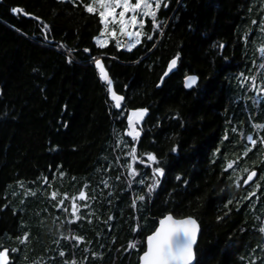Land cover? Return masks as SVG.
Wrapping results in <instances>:
<instances>
[{"label":"trees","instance_id":"obj_1","mask_svg":"<svg viewBox=\"0 0 264 264\" xmlns=\"http://www.w3.org/2000/svg\"><path fill=\"white\" fill-rule=\"evenodd\" d=\"M165 2L159 28L144 18L140 43L129 50L102 35L98 11L85 9L91 0H0V250H8L7 264H137L167 213L198 221L194 264H264V127H253L264 125V0ZM174 57L175 69L157 87ZM96 59L124 98L120 108ZM188 74L198 83L185 90ZM139 108L147 115L133 141L127 114ZM149 152L165 171L133 207L153 183ZM253 170L256 180L243 187ZM73 197L80 219L69 224Z\"/></svg>","mask_w":264,"mask_h":264},{"label":"snow or ice","instance_id":"obj_2","mask_svg":"<svg viewBox=\"0 0 264 264\" xmlns=\"http://www.w3.org/2000/svg\"><path fill=\"white\" fill-rule=\"evenodd\" d=\"M94 3L99 5L101 9L98 14L100 18V23L105 26V28L101 29V33L105 32V29L111 23L112 25H118L119 32L123 35L128 36L130 39L126 44V47L131 50L135 44L140 43V36L144 33L136 30V31H129V26L133 28H142L145 24L144 18H151L152 27L154 29L159 28L160 21L157 19L158 10L161 6L167 8L168 4L165 2L162 5V0H134V3L131 0H94ZM85 9L89 13L97 12V8L94 7L92 3L85 5ZM117 9H120L117 12ZM22 11L18 7H12V13H18ZM130 14V15H126ZM47 28V25H45ZM110 36H115L116 32L113 29L111 32L107 33ZM135 38L134 40L131 38ZM151 35L148 36V39H152ZM95 39V38H94ZM97 43H101L100 40L97 39ZM119 41H117V47H121ZM63 47V45H61ZM85 52L88 49H84ZM261 56L264 57V46H261L259 49ZM71 57V50L69 53ZM179 53H177V57ZM96 67L99 69L100 72V79L103 81H107L108 83V92L109 95L115 103L116 108L121 107V101L123 99L122 96L116 94L112 88V82L108 79V76L105 72L104 67L101 65V61L99 59L95 60ZM176 64V57H174L168 64V69L171 70ZM264 67V65H261ZM167 75V73H165ZM163 79V78H162ZM198 77L196 75H186L184 77V86L185 88H192L197 86ZM261 92H264V87L260 88ZM254 102H259L258 98L254 100ZM147 112L146 108H139L134 111H130L127 114V129L125 133L127 136L131 137L132 140H136L140 136L139 130L135 127L138 125L142 119L144 118L145 113ZM253 127H264V125H253ZM248 141L255 145L257 141L253 138L251 134L247 136ZM261 142H264L262 139ZM172 152L177 151V146L173 145ZM136 147L135 145L132 146V153L131 157L133 161H136L138 157L135 155ZM147 155V161L151 162L147 164V167L152 168V180L153 183L147 185V189L145 194L136 195L132 201V206L136 207L137 202H143L147 196H151L153 189L159 183L158 177L164 174V169L159 166V161L157 157L149 152ZM141 163H144L141 161ZM152 164H155V167H152ZM232 164L229 162V167ZM129 172L132 175H136V170L133 168L132 164H128ZM256 173L253 171L249 173L248 179L244 181L245 184L249 182L255 176ZM63 176V173H61ZM177 179H180L178 176ZM141 184L144 183L143 180L140 181ZM105 187H108L105 184ZM51 196L53 199L57 198V193L52 192ZM65 198L66 194H65ZM79 198L81 200H86L87 196L85 191L82 189L79 192ZM76 198L73 197L72 203V212L71 216L72 219L68 221L69 224L74 223L76 220L80 219L79 213V206L75 202ZM64 203V200H60L57 203V207H60ZM231 203V201H229ZM83 207H87V204H84ZM112 217H109L111 220ZM135 231V229H134ZM261 232H264V226L260 229ZM68 237H65L67 239ZM75 239L77 243H79L83 238L80 236L71 237ZM197 241V222L192 217H186L183 219H174L171 215H165L163 218L159 220V226L155 228V230L146 237V250L143 251L142 255L139 256L140 264H193L195 260V253H194V245ZM136 247V242H130L129 248ZM7 249L0 250V264H7L8 256H7ZM15 251V249H13ZM62 256L64 255L63 252L60 253ZM95 255V254H93ZM74 264V262H73Z\"/></svg>","mask_w":264,"mask_h":264},{"label":"water","instance_id":"obj_3","mask_svg":"<svg viewBox=\"0 0 264 264\" xmlns=\"http://www.w3.org/2000/svg\"><path fill=\"white\" fill-rule=\"evenodd\" d=\"M99 60L101 61V65L104 67L102 60H101V59H99ZM168 64H169V63H168ZM176 64H177V61H176ZM176 64H175V66H174L171 70L168 69V65H167L166 70H165L164 73L162 74V76H161V78H160V81H159L157 87H160L161 84H162V82H163V81H164V80H165V79H166V78L172 73V71H173V70L175 69V67H176ZM104 69H105V72H106V74H107V76H108V79L111 80V79L109 78L108 72H107V70H106L105 67H104ZM98 71H99V69H98ZM165 73H167V75H165ZM99 75H100V72H99ZM188 75H194V74H188ZM184 77H185V76H184ZM184 77H183L182 84H183V87H184L185 90H190V89L196 87V86H194V87H192V88H185V86H184ZM162 78H163V79H162ZM106 82H107V81H106ZM111 82H112V81H111ZM197 83H198V81H197ZM107 84H108V83H107ZM112 88H113V91H114L116 94H118V93L114 90L113 83H112ZM118 95H120V94H118ZM120 96H122V95H120ZM122 97H123V96H122ZM123 100H124V98L122 99L121 103L123 102ZM113 102H114V101H113ZM114 104H115V103H114ZM132 111H134V110H132ZM146 115H147V113H145L144 118L142 119L141 122H143V120L145 119ZM141 122H140V123H141ZM135 127H136V125H135ZM253 171L256 173V175L253 176V178H252L251 180H249V182H248L247 184H245L244 181L248 179V175H249V173H251V172H253ZM253 171H250V172H248V173L245 175V177H244V179H243V182H242L243 187H246V186L250 185L251 183H253V182L256 180L258 173H257V171H255V170H253ZM165 215H171L174 219H183V218H186V217H192L193 219H195L193 216H185V217L177 218V217H174L171 213H167V214H165ZM165 215H164V216H165ZM164 216H162V217H160V218L158 219L156 227L159 226V220H160L161 218H163ZM195 220H196V219H195ZM196 222H197V241H198L199 236H200V233H201V229H200V225H199V223H198L197 220H196ZM156 227H155V228H156ZM154 230H155V229H154ZM154 230H153V231H154ZM150 234H151V233H150ZM150 234H149V235H150ZM197 241H196V244H197ZM196 244L194 245V253H195V247H196ZM144 245H145V246H144V250H146V246H147V245H146V238H145V244H144ZM3 250H5V249H3ZM142 253H143V252H142ZM142 253H141L140 255H142ZM7 256H8V251H7ZM194 262H195V260H194ZM194 262H193V264H194ZM7 263H8V262H7ZM137 264H140V260H139V258H138V262H137Z\"/></svg>","mask_w":264,"mask_h":264},{"label":"rangeland","instance_id":"obj_4","mask_svg":"<svg viewBox=\"0 0 264 264\" xmlns=\"http://www.w3.org/2000/svg\"><path fill=\"white\" fill-rule=\"evenodd\" d=\"M131 2H133L134 3V0H131ZM91 3L94 5V7H96L97 8V11L99 12L101 9L99 8V5H97V4H95L94 3V0H91ZM120 11V9H117V12H119ZM126 15H130V14H126ZM104 26V25H103ZM104 28H105V26H104ZM113 29H115V32H116V35L115 36H113V37H115L119 42H125L126 44H127V42L129 41V37L128 36H126V35H123V34H121L120 32H119V27H118V25H112L111 23H109V25L107 26V28L105 29V32L103 33V34H106V35H108L107 33L108 32H111ZM129 31H136L137 30V28H133L132 26H129V29H128ZM102 34V35H103ZM131 39H135L134 37L133 38H131ZM102 40H103V38H102ZM102 40H100L101 42H102ZM127 48V47H126Z\"/></svg>","mask_w":264,"mask_h":264},{"label":"flooded vegetation","instance_id":"obj_5","mask_svg":"<svg viewBox=\"0 0 264 264\" xmlns=\"http://www.w3.org/2000/svg\"><path fill=\"white\" fill-rule=\"evenodd\" d=\"M176 153V152H175Z\"/></svg>","mask_w":264,"mask_h":264}]
</instances>
